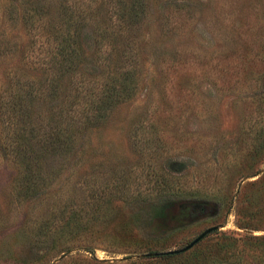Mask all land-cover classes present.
<instances>
[{
    "label": "rangeland",
    "instance_id": "obj_1",
    "mask_svg": "<svg viewBox=\"0 0 264 264\" xmlns=\"http://www.w3.org/2000/svg\"><path fill=\"white\" fill-rule=\"evenodd\" d=\"M112 83L121 99L79 125ZM258 95L264 0H0V100L19 105L41 170L37 192L16 191L0 141V264L56 263L57 231L71 252L109 260L180 247L214 224L264 233ZM58 117L71 144L42 147ZM169 173L174 193L152 201Z\"/></svg>",
    "mask_w": 264,
    "mask_h": 264
},
{
    "label": "trees",
    "instance_id": "obj_2",
    "mask_svg": "<svg viewBox=\"0 0 264 264\" xmlns=\"http://www.w3.org/2000/svg\"><path fill=\"white\" fill-rule=\"evenodd\" d=\"M58 45H61V40L55 38L54 47H58ZM115 86L117 84L112 83L106 86V88H102L100 93L97 91V95L94 93L93 98L90 99L92 104L90 105L89 112L84 113L81 110L82 107L78 109L81 110L77 113L78 121L80 120L79 122L77 121L79 125H82V123L84 125L89 123L95 124L106 115L108 109L121 99L122 92L125 89L120 88L119 90ZM34 95H37V93ZM14 96H18L19 98L21 94L16 90ZM257 98L260 104H264V95H258ZM19 109V105L14 101L10 102L8 97L0 100V132L2 135L0 141L2 149L17 163L13 188L19 193L33 194L38 190L41 170L38 163V154L32 148L30 136H25L24 127H21ZM58 116H61L60 113ZM63 120L66 123L68 122L67 119L58 117L47 129L41 130L42 134L45 135L41 137L45 142L42 147L46 146L52 150L62 149L64 146L69 147L72 141L71 134L66 136L67 124L64 125ZM39 140L40 138L36 139V143ZM167 175L166 179L159 181V187L157 186L155 190L158 193H155L153 196L156 200L152 201L165 200L166 196L174 193V187L171 182L172 178L176 177L172 173ZM138 194L134 193L132 195L127 194L125 191L124 193L122 190L120 191L121 198L138 199ZM236 225L241 227L243 231H237L236 234H232L231 232L219 231L218 229L211 230L214 237H210L211 233H207L205 236L209 240H205L202 246L194 250L161 252L151 256L141 254L134 259L129 258V255H125L119 260L100 259L93 255H84L78 252L73 253L70 251L72 246L63 244L60 238L62 233L57 231L55 233L57 236L55 243L58 244V251L64 254V256L62 255L54 264H264V233H251L249 230L256 229L257 225L244 220L236 221ZM83 248L88 250V252L90 251V247Z\"/></svg>",
    "mask_w": 264,
    "mask_h": 264
},
{
    "label": "water",
    "instance_id": "obj_3",
    "mask_svg": "<svg viewBox=\"0 0 264 264\" xmlns=\"http://www.w3.org/2000/svg\"><path fill=\"white\" fill-rule=\"evenodd\" d=\"M216 227H218V225L214 224V225H210V226L203 228L199 233H197L187 243H185L184 245H182L180 247L167 249L165 251H157V250L146 251V252L142 253V255L151 256V255H156V254L161 253V252H179V251L186 250L189 247H191L195 242H197L200 238H202L205 234H207L211 230L215 229Z\"/></svg>",
    "mask_w": 264,
    "mask_h": 264
}]
</instances>
